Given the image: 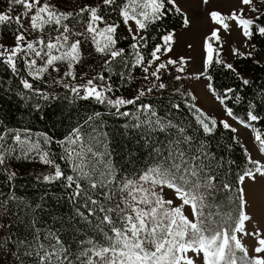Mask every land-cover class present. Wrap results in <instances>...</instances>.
I'll return each instance as SVG.
<instances>
[{
    "label": "snow or ice",
    "instance_id": "obj_1",
    "mask_svg": "<svg viewBox=\"0 0 264 264\" xmlns=\"http://www.w3.org/2000/svg\"><path fill=\"white\" fill-rule=\"evenodd\" d=\"M209 2L202 0L205 5ZM240 4L239 9L228 14L219 10L208 13L214 27L204 38V70L195 74L196 80L205 77L214 64L236 72L233 64L222 58L224 42L221 33L230 34L232 23L249 47H255L252 44L254 37H264V23H260L264 18V7L258 6L264 5V0H240ZM245 7L252 15L245 13ZM170 12L180 13L184 27L190 26V18L178 0H87L74 10H61L53 0H8L0 7V35L4 34V29L14 28L10 43L0 42V64L17 76L21 74L19 65H23L27 77L31 78L21 79L24 89L32 91L37 98L49 100L47 93L34 87V81H43L52 73L60 74L64 68L66 70L59 79L54 78L53 83L60 84L80 99L108 104L125 116L129 113L120 112L122 106L138 104L137 110L146 116L141 123L161 132L174 128L179 134L169 143L168 154L162 162L136 177L118 179L111 164L105 162L97 167L103 156L93 151L79 126L58 141L64 147L62 159L70 161L73 174H66L46 150L47 145L53 143L51 137L44 135L42 145L26 133L22 135L11 129L0 131V168L7 174L8 181H12L16 173L5 167L7 159H27L34 153L41 164L52 169L50 174L42 177L43 181H65V186L73 189L69 199L83 198V206L89 215L100 213L96 216L95 227L105 236L104 242L80 239L73 251L59 235L51 232L47 234L51 240L45 244L36 229L35 247L26 240H13L10 233H0V260L15 257L13 264H23L22 257L34 260L35 264H264V212L260 220H254L248 210L254 200L246 191L247 181L261 183L264 187V158H253L248 149H244L246 163L250 167L244 168L236 178L234 215L221 214L219 210L206 213L219 190L217 176L211 172L210 163H205L216 159L215 153L207 151L208 145L203 141L195 142L184 127L161 119L151 103L142 101L154 92L168 89L166 76L177 82L184 79L191 62V57L180 55L173 58L171 55L177 44L174 30L160 34L159 42L146 54L150 40L154 39L149 30L158 22L163 23ZM112 14L116 19H112ZM122 26L127 33L123 39L130 37L131 56L122 61L128 75L121 72L119 78L131 83L136 79L133 70L138 69L145 84L132 98H112L111 75L105 76L104 72L73 86L72 82L78 79L77 66L84 62L83 47L86 43L93 46L94 53L103 57L105 71L111 72L110 64L125 57L126 49L119 46ZM187 47L192 48V45ZM231 52L245 58L253 55L252 51L242 52L236 47H232ZM238 78L243 85L250 83L239 74ZM207 79L211 81L212 77L207 76ZM207 87L215 92L211 83ZM175 92L185 95L179 87ZM226 92L233 93L234 89L228 88ZM186 95L192 101L197 99L191 92ZM216 99L224 104L229 97L217 95ZM180 106L179 103L172 104L174 109ZM36 107H40L39 103ZM188 107L195 110L196 122L205 134L211 135L216 131L218 121L215 117L194 103ZM225 107L227 115L233 116V109ZM99 115L95 114L96 117ZM92 119L88 117L89 121ZM260 120H264V116L249 111L247 121L240 120V123L252 128L251 122ZM219 124L233 133L237 132L227 120H221ZM254 140L259 145L258 151L264 153V133L256 129ZM194 143H198V147H193ZM222 188L231 191L232 185L222 183ZM166 190L171 192L172 198H167ZM4 203L6 201L0 203V207ZM186 208L190 210L191 218L186 214ZM77 214L87 219L79 209ZM4 227L0 225V229ZM17 245L23 251L17 249Z\"/></svg>",
    "mask_w": 264,
    "mask_h": 264
},
{
    "label": "trees",
    "instance_id": "obj_2",
    "mask_svg": "<svg viewBox=\"0 0 264 264\" xmlns=\"http://www.w3.org/2000/svg\"><path fill=\"white\" fill-rule=\"evenodd\" d=\"M112 19H116L115 14H112ZM183 26L182 15L170 12L163 23L158 22L149 30L150 36L154 39L150 40L146 54L159 42L160 34L177 31ZM120 34L122 39L119 46L126 49V55L123 57L125 60L131 56L130 37L127 40L123 39L127 35L123 26ZM1 36L11 38V35ZM253 40L262 45L263 39L261 40L258 35ZM226 63H232L236 72L219 64H214L207 71L206 75L212 77L210 83L215 89V95L229 97L223 105L233 109L235 118L247 121L249 111L264 116V63H260L253 56L247 58L235 56ZM119 66L125 70L122 63L113 65L110 69L120 74ZM105 74L112 77L108 71H105ZM238 74L249 79L250 83L243 85ZM22 78H24L22 72L17 76L0 64V131L11 129L21 132L22 135L26 133L32 139L36 137L35 140H39L42 145L44 135L51 137L53 143L47 145L46 150L50 151L51 157L61 165L66 174L73 173L69 166L70 161L62 159L65 155L64 147L58 141L63 140L77 126L81 127L93 151L103 156L97 167H101L105 162L111 164L118 179L139 174L142 170L162 162L164 156L168 154L169 143L179 137L174 128L161 132L141 123L146 116L137 110L138 104L122 106L120 112L129 113L125 116L117 113L116 109L108 104H100L94 99H80L67 89H46L40 85L38 89L50 96V99L45 101L37 98L32 91L24 89L20 83ZM133 83L136 90L144 85L139 80L131 83L123 81L118 88H113L114 93L132 98ZM177 87L185 95L176 93ZM228 88L234 89V92L227 93ZM188 92L187 87L179 81L175 82L173 87L142 98V101L151 103L161 119L171 120L174 124L184 127L195 142L203 141L208 145L206 150L215 153L216 159L205 161L206 164L210 163L211 172L217 176L216 184L219 189L208 209L217 212L218 205L224 207V213L225 206H231L229 200L236 197L237 176L242 174L244 168L250 167L246 163L247 153L236 134L223 128L222 124L218 123L216 131L211 135L203 132L196 122L195 111L188 107V104L192 103L191 98L186 95ZM37 103L40 105L39 108L36 107ZM175 103L181 105L179 109L172 107ZM96 113H100L99 117L95 116ZM88 117L93 119L89 121ZM251 123L255 130L259 129L264 133V120ZM7 139L11 144L10 138ZM193 147H198V143H194ZM181 148H184V145H181ZM184 150L188 151L186 148ZM5 167L15 171L16 176L9 182L7 174L0 168V203L6 201L3 207H0V225L5 226L4 229H0V233H10L13 240H26L35 247L36 229L39 230L40 240L45 244L50 242L51 237L47 234L51 232L59 235L73 251L76 250L80 239L98 240L105 237L95 227L96 216L100 213L97 212L96 216L89 215L83 206V198H77L75 201L69 199L73 189L67 188L65 181L44 182L27 159L8 158ZM222 183L231 184L232 190L223 189ZM77 209L84 212L87 219L79 216ZM219 212L222 213L221 210ZM9 225L11 227H8ZM105 230L107 231L106 227ZM17 249L23 251L19 245ZM15 260V257H11L0 260V264H13ZM22 261L23 264H35L30 258L22 257Z\"/></svg>",
    "mask_w": 264,
    "mask_h": 264
},
{
    "label": "rangeland",
    "instance_id": "obj_3",
    "mask_svg": "<svg viewBox=\"0 0 264 264\" xmlns=\"http://www.w3.org/2000/svg\"><path fill=\"white\" fill-rule=\"evenodd\" d=\"M7 2L8 0H0V7H2L4 4H7ZM53 2L57 3L58 6L61 8V10H74L79 6H82L83 3H86L87 0H53ZM178 4L182 8L183 12L187 13L188 17L190 18L191 24L187 28L183 26L182 28L177 29V31H175V33L177 34V44L175 45L174 52L171 55L173 56V58L180 55H183L185 57H191V62L187 67L185 78L180 81L187 87L189 92H191L197 98L195 101H192L191 104L193 103L196 104L197 107L202 109L208 115L215 117L218 123L221 120H227L233 127L237 129V132H235L236 137H238L239 140L244 145V147L248 149V152L251 153L253 158H264V153L258 151L259 145L254 140V135H255L254 127L252 128L245 127L244 124L240 123L239 118L237 117L235 118L234 116L229 117L227 115L226 107L223 104H221L219 100L216 99L215 93L209 90V88L207 87V85L210 83V81L207 79V75L205 77H202L200 80H196L194 78L195 74L204 70L203 41L205 36L210 34L212 28L214 27L208 16V13L212 10H219L222 13L228 14L233 9H239L241 7L240 0H210V2L207 5L203 4L202 0H178ZM258 6L264 7V5H258ZM245 13L248 15H252L247 7H245ZM260 23H264V18H262ZM12 31H14V28L4 29V34L6 36L11 35ZM55 34L56 33H53V35ZM221 35L224 42L222 58L226 62H230L232 59H234L235 56L232 54L231 48L236 47L239 48L242 52L252 51L253 53L252 56L260 63L262 64L264 63V37L259 36L261 40L263 39L262 45L257 44L256 41L253 40L252 44L255 47L254 48L249 47L248 45L245 44L244 37L240 34L239 29L236 28L235 23H232L231 25L230 34L222 32ZM10 40L11 38L8 37L3 38L0 35V42L8 44L10 43ZM188 44H191L192 48H188L187 47ZM83 53H84V62L83 65L77 66L78 79L72 82L73 86H75V84L84 83L86 79H90L100 72H104L105 74L103 57H101L99 54L94 53L93 46L90 43H86L84 45ZM128 59H130V56ZM122 61L123 58H118L116 61L112 62L109 67L111 68L113 67V65L116 64L121 65ZM19 67L21 68L23 77L31 80V78L27 77V73L23 70V65L21 64L19 65ZM119 69H120V73L123 72L125 76L128 75L127 69L124 70L121 67ZM64 70L66 69L62 68L60 74L52 73L50 76L46 75L43 81H34V87L38 88L40 85H42L46 89L63 88L60 84L53 83V79L54 78L59 79L60 76L63 74ZM85 72L88 73L87 76L83 75ZM133 73L136 77V79L133 81L139 80L141 83L145 84V82L141 78V73L138 69L133 70ZM110 74H112L111 83L113 85V88H118L117 86L123 81L119 78V74L117 72L111 71ZM175 74L176 73L173 72V75ZM105 76L107 75L105 74ZM165 82L169 84V87L170 86L173 87L175 85V82L177 81H174L171 79V77L166 76ZM133 87L134 89L131 90V92L134 96L137 92V90L135 89V83H133ZM122 92H124L123 89ZM121 95L122 94H116L114 92L111 93L112 98ZM35 138L36 137H34L33 139L34 141ZM27 160L30 162L31 167L38 172L39 178H42L44 175L50 174V172L52 171L50 166H45L41 164L39 160L35 157L34 153L31 154L30 158H27ZM145 170H142L141 172H139V174L144 172ZM137 175L138 174L132 175L130 177H136ZM257 184H252L250 181H247L246 191L250 193L252 200H254V203L251 205V207L248 210L251 214H253L254 220L258 221L261 218L262 212H264V195H263L264 187H262L261 183L259 185ZM256 190L258 191V193ZM167 198H172V194L170 191H168ZM234 198L229 200V204L231 206L229 207L225 206L224 213H223L224 207L222 206L219 207V210L222 211L221 214H225V213H232L233 215L235 214L236 201ZM176 203H179V201L177 200ZM208 211L209 209H206V213ZM211 211L214 212L213 210ZM186 214H188L189 217L191 218L190 210H188L187 208H186ZM215 218L219 219V217H215ZM249 227H251V225H249ZM98 241L104 242L105 237L98 239ZM245 242L247 243V240Z\"/></svg>",
    "mask_w": 264,
    "mask_h": 264
},
{
    "label": "bare ground",
    "instance_id": "obj_4",
    "mask_svg": "<svg viewBox=\"0 0 264 264\" xmlns=\"http://www.w3.org/2000/svg\"><path fill=\"white\" fill-rule=\"evenodd\" d=\"M260 184V183H259ZM259 184H257V185H259ZM254 186V185H253ZM253 188V187H252ZM259 188V187H258ZM260 188H262V187H260ZM257 189V188H256ZM257 191V190H256ZM264 191V190H263ZM261 192V191H260ZM257 193H258V191H257ZM256 195V194H255ZM264 195V194H263ZM255 197V196H254ZM263 197V196H262ZM257 198V197H256ZM259 198V197H258ZM257 203V202H256ZM255 205V204H254ZM256 206V205H255Z\"/></svg>",
    "mask_w": 264,
    "mask_h": 264
}]
</instances>
